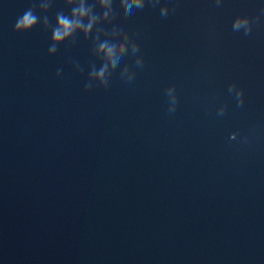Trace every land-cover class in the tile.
<instances>
[{
	"label": "clouds",
	"instance_id": "1",
	"mask_svg": "<svg viewBox=\"0 0 264 264\" xmlns=\"http://www.w3.org/2000/svg\"><path fill=\"white\" fill-rule=\"evenodd\" d=\"M220 0H217L219 4ZM67 3L71 5V11L68 15L63 12L57 13L56 15V25L52 27L51 35V45L49 46L48 52L55 53L57 51V46L65 41L72 40V38L78 33H83L85 37L92 34L93 29H96V34L94 37V42L96 46L97 55L102 54L104 63L97 71L93 68L92 72L89 74L90 77H94L99 81L100 86L106 87L108 84L106 74L109 73V67L116 69L118 65L121 64L122 58L128 53L129 47L131 48L132 54L139 52V46L129 40L127 33L123 29L113 27L111 31L104 32L102 29L97 27L101 21L109 22L114 18L113 13V0H96V5L102 10V14H97L94 12L96 5H90L86 3V0H67ZM159 3V0H120V7L123 9L124 17L135 18L134 11H146L149 7L154 4ZM51 7L50 0H41L39 4L40 9H48ZM169 9L165 5L161 7L160 14L162 17L168 15ZM40 23V17L35 14L33 8H28L22 13L14 24V31L17 33H24L31 31L37 24ZM45 27H51L47 17H45ZM233 30L241 31L243 30L244 35H249L251 32V21L247 16H239L233 21ZM101 33L105 37H111L115 39L105 38L101 41ZM123 37V39H119ZM137 66H142L143 58L137 57L135 61ZM60 75V72H57ZM121 76H126L129 81L134 79V73L129 74V67L125 66L121 72ZM91 82L85 85V90L92 88ZM174 90V87L168 89L169 92ZM229 92L235 93L237 99V105L242 106L243 100V90L238 89L235 84L229 86ZM176 103V98H173V104ZM175 108V107H174ZM171 108L170 111H174ZM225 108L222 106L218 110V115H223ZM231 139H236V133L232 134Z\"/></svg>",
	"mask_w": 264,
	"mask_h": 264
}]
</instances>
